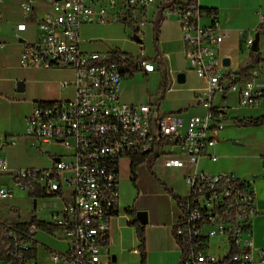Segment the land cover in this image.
<instances>
[{"label": "built area", "instance_id": "built-area-1", "mask_svg": "<svg viewBox=\"0 0 264 264\" xmlns=\"http://www.w3.org/2000/svg\"><path fill=\"white\" fill-rule=\"evenodd\" d=\"M47 1L50 8L38 21L36 39L25 44L20 65L72 69L74 80L63 84L73 85L75 93L65 99L36 101L25 119V137L38 150L56 144L67 153L45 151L53 160L49 168L12 169L7 159L0 158V176L10 186H0V199L9 198L19 188L62 200L50 223L57 227L51 233L65 249L50 250L49 262L111 264L104 249L111 218L119 209L120 161L162 155L167 166L187 168L185 180L190 186L180 200L181 212L174 225L182 251L177 264H264V248H257L253 237L252 221L259 210L252 182L235 173L198 168L203 157L217 159L209 153L224 127L214 106L216 96L236 92L242 106H264V90L256 83L260 69L237 71L223 63L226 56L220 50L229 32L222 27L218 10L198 0ZM22 5L30 12L34 0H24ZM150 8L157 18L173 16L180 22L189 67L207 81L196 93L197 102L206 109L204 114L159 112L150 102L122 101L123 79L134 71L151 72L155 66L119 51L81 50L82 25L117 21L142 25ZM259 14L264 21V14ZM25 26L21 23L19 29ZM254 43V36H246L249 48ZM3 45L0 42V48ZM16 143L0 138V149ZM173 146L179 147V154L173 153ZM39 230L36 223L18 231L0 221V264H38L35 241ZM213 238L218 241L215 245ZM213 246L222 252L213 253Z\"/></svg>", "mask_w": 264, "mask_h": 264}, {"label": "crops", "instance_id": "crops-1", "mask_svg": "<svg viewBox=\"0 0 264 264\" xmlns=\"http://www.w3.org/2000/svg\"><path fill=\"white\" fill-rule=\"evenodd\" d=\"M22 1L24 0L19 1L21 16L25 17V21L23 19L17 22L12 18L7 20L6 23L10 27L6 31L2 25L3 16L9 17L10 13L14 15L17 10L0 0V42L4 44L0 48V71L19 73L14 76H0V138L11 135H4L7 127L11 125L2 113L6 106L9 107L15 103L24 106L25 113L19 116L24 128L25 119L31 113L36 101L59 100L56 98L61 97L63 92L69 88L73 89V92L66 98L72 97L75 93L73 85L63 84L65 81L74 80L64 78V73L73 72L72 69L68 67L26 68L20 65V55L25 44L36 39L38 21L50 8L47 0H34L33 10L27 12ZM188 1L174 0L175 3ZM198 2L204 7H215L218 10L222 27L229 32L220 53L230 58V68L247 72L253 68L260 69L256 83L264 90V60L262 59L264 58V47L261 49L258 42V51L250 52L252 48L245 44V38L253 34H249L246 30H239L236 25L238 19L246 12L256 14L258 24L255 31L261 32L259 33L260 41V35L264 33V21L260 20L259 13L264 14V0H198ZM40 14L41 18L38 17ZM156 19L157 15L152 13L144 24L137 26H131L122 21L84 24L80 29V48L87 53L119 51L145 59L155 66L153 71L143 72L150 78L149 94L138 91L133 84L132 77L128 76L122 81V101L141 103L147 99L159 112H179L186 116L204 114L206 109L197 102L196 93L206 87L207 81L189 67L180 22L173 16L169 18L160 16L158 20ZM24 22H26L25 28L19 29V24ZM31 28L34 29V35L28 36L27 31ZM148 45H151L153 49L150 54H145ZM134 49L137 50L136 53ZM142 51L143 56H141ZM179 72L186 73L185 83L177 82ZM22 78L26 82L38 84L40 91L37 97L15 102L5 93L10 92L16 82L19 86V80ZM38 97L44 99H36ZM214 106L224 119V127L216 135L217 143L209 150V153L217 156V159L212 160L209 156L203 157L198 163V168L211 173H235L252 182V187L256 191V207L259 210L252 221L253 237L255 246L264 248V122L256 126L240 123V120L247 118L264 119V106H242L239 103V94L236 92H230L226 96H216ZM37 151L31 154L29 162L21 166L51 167L52 158L43 150ZM172 151L176 154L180 153L177 146H173ZM131 165L132 160L128 157L120 161L119 187L122 188V192L119 197L118 212L110 221L109 241L104 253L111 257V264H141L140 241L135 222L142 223L138 218V212L143 211L146 212L147 218L144 223L147 264H177L182 251L174 235V225L181 212L180 200L190 190L185 180L187 168L167 166L162 155L153 157L150 162L145 161L139 164L135 173L132 172ZM127 181L130 184L128 188L122 184ZM131 189L135 192L131 193ZM42 197L44 196H34L29 193L26 200L31 203L29 208L31 212L28 217L22 218L20 212L15 209H12L15 215L4 216L0 209V221L25 222L33 217L47 221L44 216L37 214L38 201ZM11 199L17 201L14 197V190L12 195L5 200ZM59 208L52 209L51 214ZM43 233L46 236L42 238H39L38 233L36 235V261L38 264H51L47 258L49 251L59 248V243L63 242L51 232L44 230Z\"/></svg>", "mask_w": 264, "mask_h": 264}, {"label": "rangeland", "instance_id": "rangeland-1", "mask_svg": "<svg viewBox=\"0 0 264 264\" xmlns=\"http://www.w3.org/2000/svg\"><path fill=\"white\" fill-rule=\"evenodd\" d=\"M3 0V3H5L6 5L12 7V8H16V13H14V15H12L10 12L9 17L3 16V22L2 25L5 28L6 31H8L10 25L7 24V20H10L11 18L18 21H21L24 19L25 21V17L21 16V7H20V0ZM171 1V0H170ZM174 1V0H172ZM153 9L150 8V10L148 11V14H146L147 17H150L151 15V11ZM261 11V10H260ZM8 12V11H7ZM150 12V13H149ZM259 12V11H258ZM39 18L42 17V15L40 14L38 16ZM136 21L135 19L133 20V22ZM26 23V22H24ZM258 24V20H257V15L256 14H252L251 12H246V14L244 16H241L238 21H237V27L239 30H246L249 34H253L254 37H256V35L258 33H261L260 31H255V28ZM247 33V34H248ZM27 35L28 36H33L34 35V29H29L27 31ZM259 47L262 49V47H264V33H262L260 35V41H259ZM152 46L148 45V49L145 52V54H150V52H152ZM132 50V49H131ZM135 53L137 52V50H133ZM136 56V55H135ZM29 68V67H26ZM18 75L19 73H16V71H11L8 73H4L2 71H0V76H5V75ZM130 77V76H129ZM132 80H133V84L135 85V88L138 89V91L140 92H146V94L148 93L149 90V79L148 76H146L142 71H134L133 75H131ZM64 78L68 79V80H73L74 76H73V72L71 71H66L64 73ZM20 82H23L24 87L22 90H19L18 85L16 82L14 88L12 87L10 92L5 93V95L7 97H9V99L16 101H21L24 99H28L30 97H37L39 91H40V86L38 84L35 83H30V82H26V80L24 78L19 80ZM73 92V89L69 88L66 89L63 92V95L59 98L56 99H63L66 98L67 96H70ZM147 97V96H146ZM36 99H44V98H36ZM144 102H149L147 101V99L143 100ZM2 113L4 115V117L10 122V126L7 127V130L5 132L4 135L6 134H11L10 136H8V138L11 139H15L17 141V143L15 145H11V146H5L2 149H0V158H5L8 160L9 166L12 169H18V168H27V167H22L21 165L29 162L31 160V154H35L37 153L38 149L35 148L32 145V142L30 139L25 137V126L23 128L21 120H19V116H21L22 114L25 113L24 110V106L18 103H15L14 105H10L9 107L6 106V108H4L2 110ZM43 151H47V152H52V153H61V154H65L67 153V150L61 146V145H56V144H46L42 147ZM47 155V153H45ZM47 157V156H45ZM47 163L49 164V162L47 161ZM46 163V164H47ZM47 164V165H48ZM7 179L4 176H0V186H6L8 188H10L9 185H7ZM123 185H125L126 188H128L130 186L129 182H125L122 183ZM119 186H120V182H119ZM14 197L17 199V201L14 200H5V199H0V209L1 212L3 213L4 216H8L11 217V215H15V213H13L12 211L15 209L17 212H20V216L22 218L24 217H28L31 209L30 205L31 203L29 201H27L26 199L29 196V192L24 190V189H19V188H14ZM119 192H122V188L119 187ZM135 192L134 189H131V193ZM38 212L37 214L44 216V219L47 221H52V216H51V211L52 209H56L57 207H61L62 206V200L58 199L56 197H42L41 200L38 201ZM13 209V210H12ZM11 211V212H10ZM4 222V221H3ZM11 223H7L5 222L4 225H10ZM44 230H41V232H38V236L39 238L46 236L43 233ZM139 239V238H138ZM140 241V240H139ZM212 243L213 245L217 244V238H213L212 239ZM59 248H55L57 250H63L65 249V246L63 243H59ZM140 249V248H139ZM212 252L213 253H220L222 252V250H218L215 246L212 247Z\"/></svg>", "mask_w": 264, "mask_h": 264}, {"label": "trees", "instance_id": "trees-1", "mask_svg": "<svg viewBox=\"0 0 264 264\" xmlns=\"http://www.w3.org/2000/svg\"><path fill=\"white\" fill-rule=\"evenodd\" d=\"M192 0H189L188 2H191ZM211 9H216L215 7H208ZM158 20V18L156 19ZM131 25V23H130ZM259 34V33H258ZM258 42L259 39L255 38V43L257 45V50L258 51ZM156 43H157V37H156ZM250 52L255 53V51L251 50ZM264 60V58H262ZM246 71V70H242ZM264 119L263 118H247L244 120H240V123L242 125H247V126H256V125H261L263 124ZM153 159V157L150 156H145V155H137L133 158L132 160V172L135 173V170L137 166L145 161L150 162ZM34 196H37V194H33ZM129 213H133L131 210H127ZM36 223L40 229L48 231V232H53L54 230L57 229V227L47 221L44 220H39L36 217L31 218L30 221H25V222H15L11 223V227L15 230L22 231L25 230L27 227H29L30 224ZM136 223V228H137V234L138 238L140 240V253H141V264H147V249H146V228L144 223L140 222H135ZM5 224V222H2V226Z\"/></svg>", "mask_w": 264, "mask_h": 264}, {"label": "water", "instance_id": "water-1", "mask_svg": "<svg viewBox=\"0 0 264 264\" xmlns=\"http://www.w3.org/2000/svg\"><path fill=\"white\" fill-rule=\"evenodd\" d=\"M256 38L259 39V34H257ZM252 50H253V51H256V50H257V45H256V44L252 46ZM223 63H224L225 66H230V64H231V60H230V58L225 57V58L223 59ZM177 82H178V83H181V84H182V83H185V82H186V73H184V72H179V73L177 74ZM18 88H19V90H22V89H23V82H20V83H19ZM138 218L140 219V221H141L142 223H145V222H146V219H147V218H146V212H143V211L138 212Z\"/></svg>", "mask_w": 264, "mask_h": 264}]
</instances>
